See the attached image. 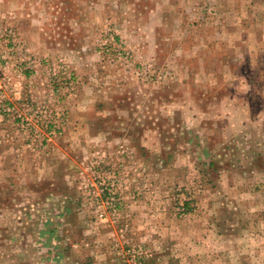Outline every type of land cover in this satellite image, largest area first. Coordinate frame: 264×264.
I'll return each instance as SVG.
<instances>
[{"label": "rangeland", "instance_id": "obj_1", "mask_svg": "<svg viewBox=\"0 0 264 264\" xmlns=\"http://www.w3.org/2000/svg\"><path fill=\"white\" fill-rule=\"evenodd\" d=\"M0 264H264V0H0Z\"/></svg>", "mask_w": 264, "mask_h": 264}]
</instances>
